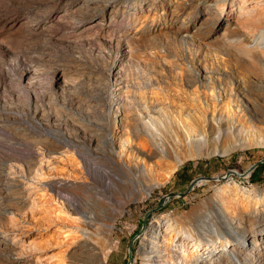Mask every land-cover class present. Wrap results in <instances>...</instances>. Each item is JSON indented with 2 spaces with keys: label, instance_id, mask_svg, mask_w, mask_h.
I'll list each match as a JSON object with an SVG mask.
<instances>
[{
  "label": "rangeland",
  "instance_id": "374dc122",
  "mask_svg": "<svg viewBox=\"0 0 264 264\" xmlns=\"http://www.w3.org/2000/svg\"><path fill=\"white\" fill-rule=\"evenodd\" d=\"M243 3L0 0V264H264Z\"/></svg>",
  "mask_w": 264,
  "mask_h": 264
},
{
  "label": "bare ground",
  "instance_id": "6f19581e",
  "mask_svg": "<svg viewBox=\"0 0 264 264\" xmlns=\"http://www.w3.org/2000/svg\"><path fill=\"white\" fill-rule=\"evenodd\" d=\"M252 2L253 6L252 8L249 7V3ZM245 11H247V14H250L251 12H255L257 14V21H255L251 26H249V36L244 35L243 33H240L238 41V48L242 52L241 59L244 61V63H255L256 60L258 61L260 53L264 54V0H247V3L244 0V3L241 5V8L239 9V20H240V26L241 29L245 26L246 20L244 19ZM236 71V70H235ZM258 71L262 74L258 83V88L254 89L251 85V83H247L246 86L248 87L246 91L247 98L253 102V109L256 112V114L259 117V124L264 129V66L258 67ZM237 74V72H236ZM236 90H239V88H236ZM212 98H216L215 86H212ZM214 109H218V101L215 100L214 103ZM116 126V125H115ZM259 143H263L264 139L259 138ZM186 162V158L184 156H178L175 160V166L172 170V172L176 171L182 164ZM163 163V161H162ZM143 169H148V165L144 163ZM159 165L160 162L157 161L156 165ZM63 187V184H58V189ZM150 188H153L151 186ZM61 192V189H59ZM151 193V189L147 192V195L149 196ZM65 198L66 203L68 202L74 209L77 211L78 207L76 204H74L75 197L69 194L63 195ZM112 226L110 225V228ZM171 228H167L163 232L160 231V236L163 240L166 239V236L169 234V230ZM201 246L198 245L196 247V251L201 250Z\"/></svg>",
  "mask_w": 264,
  "mask_h": 264
},
{
  "label": "water",
  "instance_id": "95a60500",
  "mask_svg": "<svg viewBox=\"0 0 264 264\" xmlns=\"http://www.w3.org/2000/svg\"><path fill=\"white\" fill-rule=\"evenodd\" d=\"M264 162V160H262V161H260L259 163H256L255 165H254V168H256L260 163H263ZM230 174H236V175H238V176H242V174H240V173H238L237 171H231V172H229V173H227V175H230ZM227 175H225V176H222V177H220V176H217V177H205L206 179H209V180H216V179H225L226 177H227ZM200 179H194L192 182H191V184H190V187H189V189H188V191L185 193V194H187V193H189L190 192V190L197 184V182L199 181ZM185 194H181V196H183V195H185Z\"/></svg>",
  "mask_w": 264,
  "mask_h": 264
},
{
  "label": "trees",
  "instance_id": "16d2710c",
  "mask_svg": "<svg viewBox=\"0 0 264 264\" xmlns=\"http://www.w3.org/2000/svg\"><path fill=\"white\" fill-rule=\"evenodd\" d=\"M263 168H264V163H263ZM257 170H255L254 174H253V180H256L258 178V174L256 173Z\"/></svg>",
  "mask_w": 264,
  "mask_h": 264
}]
</instances>
